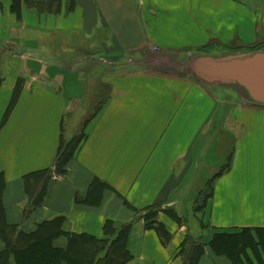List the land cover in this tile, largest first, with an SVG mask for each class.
Wrapping results in <instances>:
<instances>
[{
	"label": "crops",
	"instance_id": "1",
	"mask_svg": "<svg viewBox=\"0 0 264 264\" xmlns=\"http://www.w3.org/2000/svg\"><path fill=\"white\" fill-rule=\"evenodd\" d=\"M11 3L0 0L6 221L29 232L62 217L64 232L96 237L104 236L106 220L130 222L132 258L125 264H183L178 252L187 234L204 243L200 264H232L208 242L216 232L264 227V107L210 89L190 77L183 62L210 45L220 52L264 48V0H51L49 11L23 4L19 19ZM154 50L174 56L181 69L149 64ZM126 56L139 66L128 68ZM91 63L104 64L103 77L84 69ZM98 77L111 84L110 96L87 124L66 173L53 177L41 205L28 212L23 176L53 165L66 114L96 93ZM18 78L20 95L5 117ZM66 132L64 126L70 138ZM212 136L217 142L229 137L231 152L210 179L205 205L193 212L186 200L183 217L175 209L180 224L165 208L181 201L179 190L191 189ZM96 178L107 184L100 204L78 202ZM152 205L161 207L156 219L170 233L167 244L145 227L144 211L139 218L135 212ZM55 243L64 246L66 239ZM247 258L258 264L251 250Z\"/></svg>",
	"mask_w": 264,
	"mask_h": 264
},
{
	"label": "trees",
	"instance_id": "2",
	"mask_svg": "<svg viewBox=\"0 0 264 264\" xmlns=\"http://www.w3.org/2000/svg\"><path fill=\"white\" fill-rule=\"evenodd\" d=\"M23 4L42 11H49L52 8L51 0H12L10 10L18 19L21 17ZM210 48L211 45L201 48L200 51L208 53ZM257 48L259 47L253 49ZM1 81L0 79V83ZM93 81L96 93L91 96L95 97L96 105L92 113L84 120L79 131H76L70 138H66L64 126L61 124L59 144L53 165L29 172L22 178L28 199L26 208L28 212L41 205L53 177L66 173L68 162L86 137L87 124L110 96L111 84L109 82ZM21 86L22 80L18 78L5 117L16 103ZM5 186L4 176L0 173V239L3 244L0 249V264H12V262L14 264H125L131 260L132 254L128 250L126 242L132 223L116 226L112 220H106L103 225L104 236L96 237L88 233L64 232L61 228L63 218L54 217L43 220L33 230L24 232L17 225L9 224L6 221L3 205ZM106 188L107 184L96 178L90 184L86 195L78 196L76 200L97 206L100 204ZM211 193L209 187L206 197L211 196ZM200 207L202 206L200 205L196 209ZM160 208L159 205H152L140 211L136 209L135 212L139 214L137 216L139 218L141 217L140 213L144 211V218L146 221L148 220L145 227L155 229L160 240L167 244L170 233L165 225L156 219ZM167 213L178 223L183 224L181 217L177 216L174 210L167 211ZM62 236L65 237L66 244L59 246L55 241ZM208 247L214 255L225 256L232 264H243L244 260L247 264H252L247 258V251L251 250L256 256L258 264H264V227H245L236 231L216 232L210 238ZM204 250V243L187 234L180 245L178 254L182 256L183 264H200L199 260Z\"/></svg>",
	"mask_w": 264,
	"mask_h": 264
},
{
	"label": "water",
	"instance_id": "3",
	"mask_svg": "<svg viewBox=\"0 0 264 264\" xmlns=\"http://www.w3.org/2000/svg\"><path fill=\"white\" fill-rule=\"evenodd\" d=\"M185 70L205 85L231 89L241 101L264 107V48L195 53Z\"/></svg>",
	"mask_w": 264,
	"mask_h": 264
},
{
	"label": "rangeland",
	"instance_id": "4",
	"mask_svg": "<svg viewBox=\"0 0 264 264\" xmlns=\"http://www.w3.org/2000/svg\"><path fill=\"white\" fill-rule=\"evenodd\" d=\"M240 48V47H238ZM238 48H224L225 51L228 52H233V51H238ZM210 51L208 52L209 54H219L220 49L219 48H213L211 47L209 49ZM240 50H244V49H240ZM151 55H154V58H156L155 60L150 59V63L149 64H153L155 67H162L165 65H169L172 66V69L178 70L181 69V66H179V63L181 65L182 62L176 61L175 59H173V57L170 56H161L159 54V52H157L156 50H154V52H151ZM221 53V52H220ZM194 54V53H193ZM179 56V55H178ZM177 56V57H178ZM131 57V56H129ZM128 56H126V58H124L122 60V62L128 61L127 62V67L131 68L132 66L134 67L135 65H137L135 63V61H131ZM176 57V56H175ZM129 58V59H128ZM159 58V59H158ZM179 58V57H178ZM186 61L183 62V65H186L187 61H188V56L185 57ZM166 60V61H165ZM112 61V64L117 63V60H110ZM111 64V65H112ZM110 66V65H107ZM113 66V65H112ZM111 66V67H112ZM139 66V65H137ZM120 67V66H119ZM132 67V68H133ZM104 64L103 66H101V64H97L94 66L93 63L91 64H86L84 65V69L87 72L90 73H97V72H102V74H100V77H103V72H105L104 69ZM96 80H101V78H97L94 79ZM210 87V89H214L212 86H208ZM225 93L227 94H234L235 93L231 90V89H225ZM90 98V95H87L86 99ZM86 99L82 102V104H80L79 108H77L76 110H74L71 113L66 114L65 118H64V126H65V131H67V136L68 135H73L76 131H79V129L81 128L84 120L92 113V111L94 110V106L96 105L95 102V97L92 96L91 99L89 100V102H86ZM226 135V134H225ZM212 138V139H211ZM210 139L212 141H210L209 144V148H208V155L206 158H204V161L202 163V161H199V164L196 168V171L194 172L193 176V182L190 184L192 185L191 189H182L179 190L177 195L182 197L181 201L177 204V206H172V207H166L165 210L166 211H171L175 209H179V215H182L183 212L182 210H184L186 208V200H190L192 201V210L193 212L198 211L199 209H196L200 206V204L202 203V201H204V205L206 203L207 197H206V191L207 189H209L210 185H211V181L210 179H212V177L220 170H222L223 165L226 163L229 154H230V150H231V141L229 139V137L225 136L224 138L220 137L221 140H219L217 142V140H215V136L211 137ZM216 143V145H215ZM224 168V167H223ZM198 172V173H197ZM182 214H181V213ZM176 213V212H175ZM177 214V216H178ZM183 217V215H182ZM180 222V221H179ZM181 222L184 224V220L183 218H181Z\"/></svg>",
	"mask_w": 264,
	"mask_h": 264
}]
</instances>
